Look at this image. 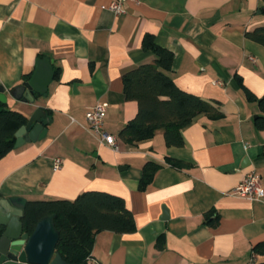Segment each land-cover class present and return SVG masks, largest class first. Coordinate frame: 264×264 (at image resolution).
<instances>
[{"label":"crops","instance_id":"crops-1","mask_svg":"<svg viewBox=\"0 0 264 264\" xmlns=\"http://www.w3.org/2000/svg\"><path fill=\"white\" fill-rule=\"evenodd\" d=\"M110 1L0 0V86L8 93L30 79L39 58L54 72L31 104L6 95L7 109L26 117L42 108L46 134L0 157V197H122L135 231L96 232L90 264H250L252 253V262L264 261V130L237 79L264 95V47L244 35L264 26V0H128L115 16ZM145 34L172 52L166 73L176 86L221 112L197 114L182 127L181 146L166 145L162 130L136 142L119 137L137 112L122 74L155 60L142 47ZM98 102L117 150L88 130L84 116ZM147 161L160 166L140 189ZM250 171L260 178V200L231 193Z\"/></svg>","mask_w":264,"mask_h":264},{"label":"trees","instance_id":"trees-1","mask_svg":"<svg viewBox=\"0 0 264 264\" xmlns=\"http://www.w3.org/2000/svg\"><path fill=\"white\" fill-rule=\"evenodd\" d=\"M248 39L264 47V26L246 31ZM142 47L155 54L151 63L139 64L122 74L124 96L137 103V112L119 132L122 141L136 142L151 138L157 130L163 131V140L168 146H181V129L199 113L211 118L220 116L219 108L208 100L188 93L176 86L166 71L170 70L172 52L156 43L152 34H145ZM244 98L257 102L260 111L254 117V125L264 130V95H256L243 86L237 77ZM27 117L13 109H7L0 102V157L13 148L14 132L26 122ZM174 165V161L167 159ZM142 175L138 187L143 189L152 179L160 165L147 161L142 165ZM118 195L101 190H86L74 199L27 200L24 201V229L31 232L38 219L54 214L52 219L59 232L56 251L67 264H90L94 235L100 230L117 233L135 231V223L130 210ZM206 222L215 224L216 217L207 212ZM1 231V229H0ZM251 264H264L253 262Z\"/></svg>","mask_w":264,"mask_h":264},{"label":"water","instance_id":"water-1","mask_svg":"<svg viewBox=\"0 0 264 264\" xmlns=\"http://www.w3.org/2000/svg\"><path fill=\"white\" fill-rule=\"evenodd\" d=\"M30 79L21 82L11 91L0 86V102L6 104L7 94L17 100L33 103L34 93L43 94L54 77L51 60H36ZM45 113L35 108L26 122L14 132V147L35 142L45 136ZM24 202L19 199L0 197V264H67L56 251L59 232L56 229L54 214L38 219L33 230L24 229L22 219ZM167 216V215H166ZM87 264V263H83Z\"/></svg>","mask_w":264,"mask_h":264},{"label":"built area","instance_id":"built-area-1","mask_svg":"<svg viewBox=\"0 0 264 264\" xmlns=\"http://www.w3.org/2000/svg\"><path fill=\"white\" fill-rule=\"evenodd\" d=\"M128 0H111L109 2L108 8L115 15L123 14L125 12L124 4ZM252 58V57H250ZM253 59V58H252ZM106 115V103L98 102L95 103L92 108H90L84 118L88 124V130L98 135L101 142H105L107 145L111 146L114 150L118 149V143L116 142L115 137L109 134L103 128V119ZM62 163L61 158L57 157L53 161V169L60 167ZM232 194L244 197L248 200H260L263 197L262 187L260 186V178L253 171L246 173L244 178L234 186L231 191ZM254 260L253 253L250 256L248 261L250 264Z\"/></svg>","mask_w":264,"mask_h":264},{"label":"rangeland","instance_id":"rangeland-1","mask_svg":"<svg viewBox=\"0 0 264 264\" xmlns=\"http://www.w3.org/2000/svg\"><path fill=\"white\" fill-rule=\"evenodd\" d=\"M7 107H8V106H7ZM7 107H6V108H7Z\"/></svg>","mask_w":264,"mask_h":264}]
</instances>
